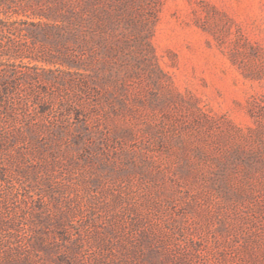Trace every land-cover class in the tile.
<instances>
[{"label": "rangeland", "instance_id": "rangeland-1", "mask_svg": "<svg viewBox=\"0 0 264 264\" xmlns=\"http://www.w3.org/2000/svg\"><path fill=\"white\" fill-rule=\"evenodd\" d=\"M0 264H264V0H0Z\"/></svg>", "mask_w": 264, "mask_h": 264}]
</instances>
